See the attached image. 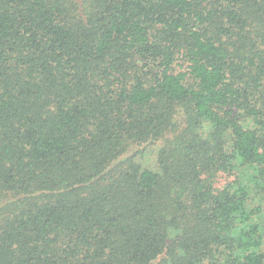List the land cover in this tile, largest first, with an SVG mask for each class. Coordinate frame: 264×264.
Wrapping results in <instances>:
<instances>
[{"label": "trees", "instance_id": "1", "mask_svg": "<svg viewBox=\"0 0 264 264\" xmlns=\"http://www.w3.org/2000/svg\"><path fill=\"white\" fill-rule=\"evenodd\" d=\"M0 264H264V0H0Z\"/></svg>", "mask_w": 264, "mask_h": 264}]
</instances>
